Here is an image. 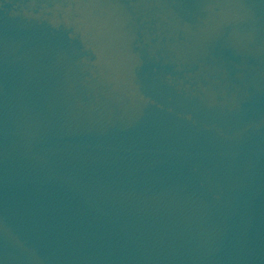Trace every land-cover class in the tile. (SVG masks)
Masks as SVG:
<instances>
[{"label":"water","instance_id":"1","mask_svg":"<svg viewBox=\"0 0 264 264\" xmlns=\"http://www.w3.org/2000/svg\"><path fill=\"white\" fill-rule=\"evenodd\" d=\"M0 264H264V0H0Z\"/></svg>","mask_w":264,"mask_h":264}]
</instances>
